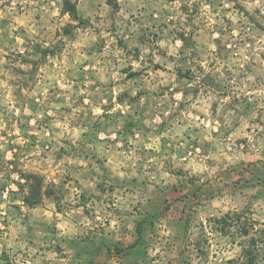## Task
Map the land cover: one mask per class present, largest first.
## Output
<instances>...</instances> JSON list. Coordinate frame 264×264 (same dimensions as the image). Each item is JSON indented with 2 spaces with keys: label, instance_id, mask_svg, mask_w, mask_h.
I'll return each mask as SVG.
<instances>
[{
  "label": "rangeland",
  "instance_id": "1",
  "mask_svg": "<svg viewBox=\"0 0 264 264\" xmlns=\"http://www.w3.org/2000/svg\"><path fill=\"white\" fill-rule=\"evenodd\" d=\"M62 1L0 0V264H264V0Z\"/></svg>",
  "mask_w": 264,
  "mask_h": 264
},
{
  "label": "trees",
  "instance_id": "2",
  "mask_svg": "<svg viewBox=\"0 0 264 264\" xmlns=\"http://www.w3.org/2000/svg\"><path fill=\"white\" fill-rule=\"evenodd\" d=\"M106 2L111 7H114V8L117 7L116 0H106ZM62 3H63L62 4L63 11L68 13V15L70 16L71 19H73V20L78 19L79 16L77 13L75 1L63 0ZM36 50H38L40 57L36 60H29L28 61L29 63H31L35 67L38 66V64L41 62L42 58H45L49 54V50L46 48L41 49V48H38V46H37ZM34 179H35V181H33V183H31L30 185L28 184L29 185V192H28L27 196L24 197V201L28 205H31V206L38 203L40 201V196H41V192H40L41 187H40V182H39L40 179L37 177H35ZM44 193L45 194L47 193L46 190ZM137 232H138V237L127 248H131V247H134L137 245V243L139 241L141 229L138 228Z\"/></svg>",
  "mask_w": 264,
  "mask_h": 264
}]
</instances>
